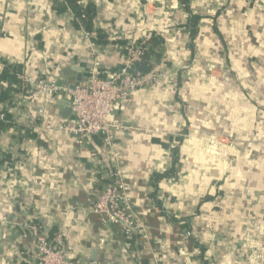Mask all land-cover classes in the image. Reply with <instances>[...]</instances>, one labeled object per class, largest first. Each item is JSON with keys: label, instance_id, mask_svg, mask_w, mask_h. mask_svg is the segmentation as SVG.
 <instances>
[{"label": "crops", "instance_id": "0c3cea01", "mask_svg": "<svg viewBox=\"0 0 264 264\" xmlns=\"http://www.w3.org/2000/svg\"><path fill=\"white\" fill-rule=\"evenodd\" d=\"M64 1L0 0L1 70L74 87L73 68L114 76L129 43L164 39L157 82L115 109L133 128L112 147L141 229L130 244L91 210L117 162L101 136L58 129L68 98L19 90L0 104V264H30L32 225L77 264H264V0H81L106 43L57 12Z\"/></svg>", "mask_w": 264, "mask_h": 264}, {"label": "built area", "instance_id": "2783aa9c", "mask_svg": "<svg viewBox=\"0 0 264 264\" xmlns=\"http://www.w3.org/2000/svg\"><path fill=\"white\" fill-rule=\"evenodd\" d=\"M148 40H144L142 45L136 42L128 44L124 63L114 76L101 77L98 62L95 60L86 80L74 87L55 79H34L23 70L16 73L17 78L21 80L23 91L38 90L68 98L72 118L59 126V130L66 131L80 140L102 137L105 151L112 154L117 164L115 172L104 185L91 210L103 216L108 224L119 227L128 241L138 236L141 225L131 216L128 196L130 186L118 165V154L112 147V138L115 131L129 132L133 129L115 117L116 105L131 101L137 90L158 80L156 74H143L139 68L143 58L142 46L147 44ZM0 118L7 121L4 114ZM36 128L42 133L54 129L49 123L39 124ZM31 229L37 237L38 249L31 257L30 264H77L66 256L61 236L53 241L42 233L39 226L32 225Z\"/></svg>", "mask_w": 264, "mask_h": 264}, {"label": "trees", "instance_id": "16d2710c", "mask_svg": "<svg viewBox=\"0 0 264 264\" xmlns=\"http://www.w3.org/2000/svg\"><path fill=\"white\" fill-rule=\"evenodd\" d=\"M191 0H181V3L189 9V3ZM70 9L74 15V24L79 28H83L86 32H96L97 33V43H106L107 35L101 30L95 28V21L97 18V8L95 5L84 6L81 3V0H65L63 4H59L57 7V12L63 13L67 9ZM191 19L189 24L192 27V36H196V25L200 20L199 16H190ZM137 43L142 45V40H137ZM164 45V39L157 35L156 32L152 31L148 43L143 47V58L139 64V68L143 74H153L157 65L161 61V49ZM20 71L19 68L12 66H7L5 69H0V86L6 84L7 87L2 89L0 87V104L10 103L14 93L21 90V80L17 78L16 73ZM0 112H2L0 110ZM9 124L12 121L11 115L6 114ZM6 123L3 120H0V128L3 127ZM169 173L165 174H156L154 175V181L157 185L159 181L167 177ZM134 239L129 240L130 244H133Z\"/></svg>", "mask_w": 264, "mask_h": 264}, {"label": "water", "instance_id": "95a60500", "mask_svg": "<svg viewBox=\"0 0 264 264\" xmlns=\"http://www.w3.org/2000/svg\"><path fill=\"white\" fill-rule=\"evenodd\" d=\"M74 70H76L79 74H78V78H77V80L79 81V82H82V77H81V71H82V69L81 68H78V67H75V68H73ZM70 72H71V70L70 69H68V70H66V72H65V78H64V80L66 81V82H68L69 81V75H70ZM71 108L70 107H68V108H66L65 109V111L63 112V116L65 117V118H69L70 116H71Z\"/></svg>", "mask_w": 264, "mask_h": 264}]
</instances>
